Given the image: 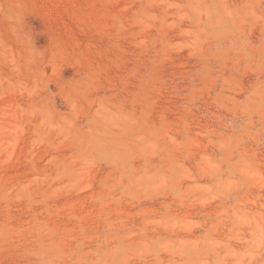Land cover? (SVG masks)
Masks as SVG:
<instances>
[{"label":"rangeland","instance_id":"rangeland-1","mask_svg":"<svg viewBox=\"0 0 264 264\" xmlns=\"http://www.w3.org/2000/svg\"><path fill=\"white\" fill-rule=\"evenodd\" d=\"M0 264H264V0H0Z\"/></svg>","mask_w":264,"mask_h":264}]
</instances>
